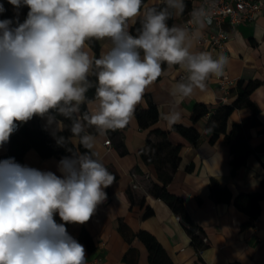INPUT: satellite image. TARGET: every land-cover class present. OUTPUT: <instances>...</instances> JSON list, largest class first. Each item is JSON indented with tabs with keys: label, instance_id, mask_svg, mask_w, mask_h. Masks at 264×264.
I'll list each match as a JSON object with an SVG mask.
<instances>
[{
	"label": "clouds",
	"instance_id": "obj_1",
	"mask_svg": "<svg viewBox=\"0 0 264 264\" xmlns=\"http://www.w3.org/2000/svg\"><path fill=\"white\" fill-rule=\"evenodd\" d=\"M8 3L29 11L15 28L11 20H0V146L17 122L47 117L49 125L63 131L66 126L57 120L62 116L88 151L63 157L57 165L60 176L14 158L0 160V264H87L85 247L65 224L88 222L116 177L95 158L96 138L86 127L94 126L101 135L124 128L165 63L188 74L173 89L178 106L196 89L206 90L211 76H222L228 57L191 51L200 29L212 22L209 8H194L189 26L168 25L173 11L184 12L185 0H164L163 9H146L135 36L129 21L141 15L143 0ZM89 41H108L110 47L94 58L85 50ZM93 87L97 109L81 113V106L92 102L86 94ZM164 119L176 123L180 112L170 110ZM56 139L60 146L68 143L65 137ZM57 213L64 223H56Z\"/></svg>",
	"mask_w": 264,
	"mask_h": 264
},
{
	"label": "crops",
	"instance_id": "obj_2",
	"mask_svg": "<svg viewBox=\"0 0 264 264\" xmlns=\"http://www.w3.org/2000/svg\"><path fill=\"white\" fill-rule=\"evenodd\" d=\"M257 1L264 7V0ZM157 4L159 1H148L135 22L129 21V30L143 18L146 9ZM185 5L182 14L173 11V25L184 26L185 14L196 3L185 0ZM221 27L229 34L226 74L232 80V86L228 105L237 100L240 83L244 88L252 82L256 85L247 99L256 112L243 103L229 113L224 130L213 135L206 131L208 115L194 122L192 114L196 106L213 112L220 105L214 77L207 81L206 90L196 89L177 106L173 89L180 82L179 75L187 72L178 65L165 63L161 77L145 90L141 103L124 128L108 130L101 135L94 126L86 127V131L96 138L91 149L96 153L95 158L116 177L114 183L105 189L107 199L98 205L88 222L65 224L69 235L85 247L87 264H150L141 232L156 240L171 264H264V198L258 202L253 217L234 203L238 195L264 194V8L250 24H240L233 29L224 22ZM200 32L209 34L215 29L205 25ZM96 43L97 51L87 42L85 50L90 56L99 58L110 43ZM191 51L205 52V49L195 41ZM90 101L86 104L89 113L98 106V101ZM150 107L157 110L158 118L141 128L136 112ZM173 109L180 112V119L170 124L164 114ZM30 121L36 122L47 133L58 132L56 125L48 124L47 117L34 116L27 123ZM238 124L242 125L241 134L250 153L243 164L233 168L228 136ZM174 126L194 128L198 133L197 141L191 143ZM156 131L164 133L171 146L180 147L177 167L166 184V190L182 201L195 226L194 234L202 239L200 250L191 244L180 217L164 201L151 194L154 185H161V179L154 165L143 161L140 151L148 141L158 143L161 140ZM107 140L110 146L104 145ZM72 142L77 144V139L72 138ZM6 155V150L0 146V156ZM59 161L41 158L35 150L29 149L16 162L60 176ZM215 187L226 191V199L217 201L214 198L212 189ZM54 219L58 224L64 223L58 213Z\"/></svg>",
	"mask_w": 264,
	"mask_h": 264
},
{
	"label": "trees",
	"instance_id": "obj_3",
	"mask_svg": "<svg viewBox=\"0 0 264 264\" xmlns=\"http://www.w3.org/2000/svg\"><path fill=\"white\" fill-rule=\"evenodd\" d=\"M148 1L150 0H143L142 8L146 5V3H148ZM156 1H159V4L153 5L150 8L161 10L165 7V4L160 0ZM0 4H3L5 8V11L0 13V20H11V27H17L27 18L29 9L26 6L16 10L11 4L8 3V0H0ZM142 19L138 20L130 29V33L132 35L135 36L138 34V29L141 27ZM167 23L169 26L173 25V14ZM87 43L94 51H97L98 46L96 41H89ZM89 79L95 83L94 76L90 77ZM255 85V83L251 82L242 88V84L240 83L237 100L229 105H219L218 108L213 112H208L203 106H196L193 110L192 120L196 122L198 119H200V117L208 115L206 131L216 135L217 133L224 130L225 122L229 113L241 106L243 103L249 105L252 108L253 113L256 112L253 104H251L247 99L249 92ZM86 95L89 100L93 99L95 95V88H90ZM83 112H88L86 104L81 106V113ZM57 118L62 121L66 127L63 131H58L55 133L45 132L34 121L24 123L19 129L18 133L11 138L7 155L0 156V160L14 158L15 161H20L26 151L29 149L35 150L41 158H55L58 160H61L65 156H70L74 152L82 153L88 151L79 143V138L73 137L70 133L68 126H70L71 121L62 116H57ZM157 118L158 113L154 107H150L146 111L136 112V119L141 128L147 127L149 123L156 121ZM174 129L180 132L193 144L198 139V133L192 127L187 128L183 126H174ZM241 132L242 125L238 124L233 127V130L228 136V140L230 141V150L233 156L231 160V165L233 168L243 164L245 158L250 153L249 145ZM155 133L161 138V140L158 143H151L148 141L145 148L140 151L143 161L146 164L154 165L159 178L161 179V185H154L151 190V194L154 198L164 201L172 210V212L180 217L182 226L191 239V244L195 249L200 250L203 246L202 239L201 237L194 234L195 226L186 214L182 205V201L174 195L168 193L166 190V184L170 181L171 174L177 167L180 147L171 146L166 141V136L164 133L159 131H156ZM61 136L68 139V143H65L63 146L58 145L56 139V137ZM72 138L77 139V144H73ZM69 149H71V151H69ZM212 191L214 198L217 201L224 200L227 197L226 191L223 189L215 187L212 189ZM262 198H264V194L238 195L234 198V203L240 209L246 210L248 215L253 217L258 209V202ZM140 237L147 248L150 264H171L166 259L159 244L151 235L141 232Z\"/></svg>",
	"mask_w": 264,
	"mask_h": 264
},
{
	"label": "built area",
	"instance_id": "obj_4",
	"mask_svg": "<svg viewBox=\"0 0 264 264\" xmlns=\"http://www.w3.org/2000/svg\"><path fill=\"white\" fill-rule=\"evenodd\" d=\"M164 3V0H160ZM195 1L196 6L199 8L204 6L209 8L212 15L211 24H207V27L214 28L215 32L209 34H201L196 43L205 49V52L212 54L216 58L219 54H223L228 57V51L226 44L229 39V34L224 31L221 25L226 22L231 28H235L240 24H250L253 22L255 16L262 10V4L257 0H191ZM190 9L185 14L184 26H189L188 21L191 19L190 13L194 9ZM194 29V25L190 26ZM187 73L180 74L178 80L186 81ZM215 89L220 93L218 98L220 105L228 104L229 97L231 95L232 80L229 79L226 74V67L224 74L220 77H215ZM26 122H17V129L11 134L9 141L6 142L2 147L6 150L9 148L10 140L15 136L21 126ZM105 146H110V141L104 142ZM90 264H95L90 263Z\"/></svg>",
	"mask_w": 264,
	"mask_h": 264
}]
</instances>
